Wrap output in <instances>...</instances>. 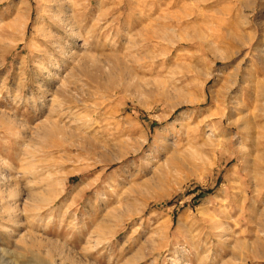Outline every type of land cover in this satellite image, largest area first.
Instances as JSON below:
<instances>
[{
    "label": "rangeland",
    "instance_id": "374dc122",
    "mask_svg": "<svg viewBox=\"0 0 264 264\" xmlns=\"http://www.w3.org/2000/svg\"><path fill=\"white\" fill-rule=\"evenodd\" d=\"M55 1L0 0V264H264V0Z\"/></svg>",
    "mask_w": 264,
    "mask_h": 264
},
{
    "label": "bare ground",
    "instance_id": "6f19581e",
    "mask_svg": "<svg viewBox=\"0 0 264 264\" xmlns=\"http://www.w3.org/2000/svg\"><path fill=\"white\" fill-rule=\"evenodd\" d=\"M49 1V0H48ZM54 1V0H53ZM56 1H58V0H56ZM55 1V2H56ZM46 2V1H45ZM51 2V1H50ZM60 2V1H59ZM47 3V2H46ZM65 3H67V2H65ZM62 5V4H61ZM61 7V6H60ZM86 9V8H85ZM26 10V9H25ZM84 12V11H83ZM74 14V13H73ZM55 16V15H54ZM75 16H72V18H74ZM17 18V17H16ZM75 19V18H74ZM73 19V20H74ZM66 20V19H65ZM76 21V20H75ZM73 22V21H72ZM80 22V21H79ZM102 22V21H101ZM104 22V21H103ZM139 22V21H138ZM13 23V22H12ZM75 23V22H74ZM115 22H113V24H114ZM117 23H119V22H117ZM133 24V23H132ZM80 25H81V23H80ZM99 25V24H98ZM124 25V24H123ZM13 26H14V23H13ZM17 26V25H16ZM82 26H83V24H82ZM81 26V27H82ZM77 27V26H76ZM79 27V26H78ZM146 27V26H145ZM130 29H132V28H130ZM81 33V32H80ZM44 34V33H43ZM48 35V34H47ZM89 42V41H88ZM64 53V52H63ZM102 56V55H101ZM107 56V55H106ZM126 56V55H125ZM91 60V59H90ZM89 60V57L88 56H81L80 57V59H79V61H78V66L76 67V71L78 72V73H80L82 76L84 75V77H85V79L87 78V81H91L92 82V80L94 79L96 82L98 81V77L99 78H101L102 77V75H103V71H104V68H103V66H102V63H99V61H98V63H97V61L95 62L94 60L91 62ZM105 62V61H104ZM106 64V63H105ZM91 69H95V72L97 71V74H93L94 72L91 70ZM111 69V68H110ZM76 72V73H77ZM93 72V73H92ZM101 75V76H100ZM69 76V75H68ZM79 78H80V76H79ZM84 79V78H83ZM84 79V80H85ZM74 80V79H73ZM80 80V79H79ZM76 81V80H75ZM78 81V80H77ZM100 81V80H99ZM98 81V82H99ZM28 82V81H27ZM83 82V81H82ZM94 82V81H93ZM72 83H74V82H70V81H68L67 83H62V85H60V88H59V92H60V94L61 95H63V96H66L67 95V93L70 91L71 92V90L74 88V86H78V87H80L82 84H84V83H81V85L79 86V85H74L73 86V84ZM78 83H79V81H78ZM89 84H91V83H89ZM84 86L85 87H88V86H86L85 84H84ZM78 87H76V88H78ZM85 87H84V89H85ZM83 88V87H82ZM90 88V87H89ZM80 89V88H79ZM87 89V88H86ZM77 90V89H76ZM80 90H77V92H79ZM72 92H74V91H72ZM90 91H88V89H87V91L85 90V91H83L82 90V94H85L86 96L87 95H89L90 93H89ZM68 96V95H67ZM78 96V95H77ZM80 96V95H79ZM86 96H85V98H86ZM90 97L92 96V95H89ZM75 98V97H74ZM77 98V97H76ZM80 99V98H79ZM67 102H68V100H67ZM70 103V102H69ZM60 105H61V103H59ZM70 104H72V103H70ZM64 106V105H63ZM58 107V106H57ZM60 107V106H59ZM58 107V108H59ZM26 108V107H25ZM32 109V108H31ZM35 109H37V108H35ZM26 110H28V108L26 109ZM56 110V109H55ZM54 110V111H55ZM53 111V112H54ZM58 111V110H57ZM61 111V110H60ZM30 114H31V110H30ZM72 116V115H71ZM28 117H29V115H28ZM57 117V116H56ZM89 121V120H88ZM60 122V121H59ZM44 125V124H43ZM60 125V124H59ZM59 125H57V123L55 122V121H52V120H47L46 122H45V125L44 126H41V128H43L44 130L45 129H48V133H49V131H50V135H53V134H55L59 129H61V126H59ZM86 125V124H85ZM89 125V124H88ZM27 127V126H26ZM63 131H64V129H63ZM45 132V131H44ZM53 134H52V133ZM40 133V132H39ZM43 133V132H42ZM47 134V133H46ZM60 135V134H59ZM42 136V135H41ZM82 138V137H81ZM80 138V139H81ZM41 142V141H40ZM62 142V141H61ZM78 143H76L77 145H74V143H73V145L74 146H77L79 149H85V150H88V151H90L91 153H94L92 150H94L97 146H96V144H94V143H88L87 142V140H86V138H83V139H81L80 141H77ZM92 142V141H91ZM46 143V142H45ZM44 143V144H45ZM84 143H85V145H84ZM88 143V144H87ZM54 145V144H53ZM96 150V149H95ZM83 152V151H82ZM96 152V151H95ZM135 189V188H134ZM136 190V189H135ZM15 200V199H14ZM17 206V205H16Z\"/></svg>",
    "mask_w": 264,
    "mask_h": 264
}]
</instances>
